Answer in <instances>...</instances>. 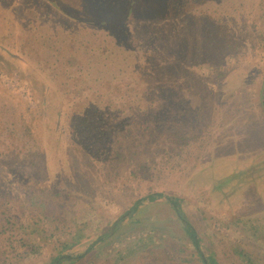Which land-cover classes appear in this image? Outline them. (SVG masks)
<instances>
[{"label":"rangeland","instance_id":"1","mask_svg":"<svg viewBox=\"0 0 264 264\" xmlns=\"http://www.w3.org/2000/svg\"><path fill=\"white\" fill-rule=\"evenodd\" d=\"M77 1L23 0L22 9L50 15L71 35L77 30L80 36L98 37L93 45L107 49L109 64L104 56L98 58L107 73L130 69L118 53L122 52L119 44L125 41L128 49L141 47L138 54L144 58V52L150 50L145 28L146 36L135 43L127 39L128 31L122 26L111 28L112 36L105 31L99 36L96 25L77 19L84 12ZM172 3L173 8L178 3L195 15L207 13L215 22L224 21L211 24L210 40L219 32L227 38L207 51L203 59L211 66L194 72L201 81L195 96L181 92L187 110L205 109L203 132L190 134L194 139L180 145L164 140L156 154L157 148L138 142L137 138L145 139L142 135L124 139L129 135L115 130L119 123L114 115L107 116L101 141L107 140L113 126L115 140L104 145L93 142L89 149L84 140L73 138H78L80 125L60 118L49 126V137V130L44 131L36 117L43 93L39 80L30 77L31 72L40 76L36 56L0 40V102L5 106L0 110V122L17 133L0 144V152L10 151L6 156L0 153V264H51L56 257L62 258L58 264H203L186 224L165 199L146 202L112 236L95 244L136 201L160 193L181 199L187 219L201 237V251L217 264H264V0ZM22 14L23 18L32 16ZM191 14L187 16L193 22ZM75 38L69 37L70 42ZM150 53V61L155 60ZM41 57V61L49 59L48 55ZM144 61L131 64L128 75L138 84L150 85L155 70L147 71L152 67L147 68ZM40 66L42 79L55 77L47 63ZM207 83L211 96L205 92ZM129 98L132 104L138 100L134 95ZM26 105L33 112L26 111ZM26 125L38 138L31 143L24 136ZM62 127L67 128V136L61 133ZM222 135H239L236 156L224 152L222 158L220 152H213ZM14 146L18 151L12 153ZM29 150L36 154L10 156ZM233 177L236 179L228 182Z\"/></svg>","mask_w":264,"mask_h":264},{"label":"trees","instance_id":"2","mask_svg":"<svg viewBox=\"0 0 264 264\" xmlns=\"http://www.w3.org/2000/svg\"><path fill=\"white\" fill-rule=\"evenodd\" d=\"M77 3L78 6L82 4L83 9L71 8L84 11L77 19L86 24L96 25L101 30L99 36L104 34V31L112 36L114 34L111 28L119 29L122 26L128 31L127 39L135 43L141 35L146 36L143 29L145 28L149 37V42H145L150 50L145 51V56L142 58L138 54L141 47L128 49L126 46L128 41L119 44V50L122 52L118 53L124 56L122 61H125L122 63L128 64L130 69L121 68L122 72L107 73L106 66L98 62V58L104 56L103 61H108L105 63L109 64V53L104 45L98 48L93 45V39L98 37L90 38L84 34L80 36L79 31L76 30L72 33L76 38L74 42H70L71 33L67 29H61V24L54 23L50 15L33 9L31 12L22 9L23 0H0V40L12 43L11 46L19 52L30 51L37 59L35 62L38 67L36 65L35 68L42 71L43 68L41 69L40 65L47 63L48 69L55 75L52 80L47 81L41 78L43 76L40 71L41 77L35 72L30 73V77L33 80L38 79L42 87L39 116L36 115V117H40L41 125L44 126L43 130L53 126L55 118L64 119L63 122H70L75 126L80 125L78 129L80 131H77L78 138H73L84 140L85 145L87 144L91 149L93 142L101 141L105 135L104 123L107 116L114 115L115 121L119 123L117 125L119 129L115 130L129 135L124 139L132 138V134L137 137L142 135L145 139L137 138L138 142L144 147L157 148L153 151L155 154L161 152L160 147L164 140L180 145L189 139H194L193 136L189 138L190 134L203 132L205 109L193 110L192 107H188L187 110V104L181 92L186 91L190 96L192 94L195 96L196 86L201 84V81H197L194 72L198 68L211 66L203 58L207 57V51L215 49L219 39L224 41L227 38L219 32L217 36L213 34L214 39L210 40L211 24L215 22L212 16L207 13L195 15L196 12L184 9V5H178V3L173 8L172 0H78ZM35 7L37 6H33ZM22 12L32 15L31 18H23ZM188 13L194 14L193 22L188 20ZM215 23L225 24L224 21ZM231 46L232 43L229 47ZM127 51L133 53H125ZM148 51L154 55L155 60L150 61ZM45 55L49 56L47 62L41 61V56ZM142 59L145 60L144 64L147 68L152 67L147 71L155 70V80L150 85H147V82L138 84L131 74L128 75L129 70H132L131 64L138 66L142 64ZM147 86L151 87L147 90ZM204 87L205 92H209L206 94L213 95L210 83L205 84ZM222 91L225 92L223 88ZM130 95L138 99L135 104L131 103ZM27 106L26 111L33 112ZM4 107L0 102V110ZM207 109L209 107H206ZM125 121L131 125L125 124ZM24 123L26 124L25 120ZM27 126L24 136L29 137L31 143L38 138H34L31 134L33 128ZM5 127L6 124L0 122V144L1 142L6 144V136L17 135L15 130H8ZM113 129L114 126L109 131L107 140L101 141L103 145L111 138L115 140L112 135ZM48 130L50 137L51 129ZM66 132L67 128L62 127L61 133L67 136ZM54 133L59 135L57 131ZM222 137L217 139L213 152H220L222 158L226 156L224 152L230 153L227 156H236L240 148L239 135L230 137L222 135ZM247 137V134L243 135L244 139ZM147 139L151 141L147 142ZM15 151H18L17 146H14L12 153ZM6 152L0 153L9 155ZM30 152L33 153L32 156L36 154L35 151L29 150L22 154H10V156L24 157ZM92 162L91 159L90 163ZM30 165L34 166V163ZM235 179L236 177H233L228 182L231 183ZM162 199L173 207L178 218L186 224L188 237L198 251L203 264H217L214 257H208L201 251V237L187 219L181 207V199L165 193L148 195L136 201L132 208L119 217L110 230L95 244L112 236L125 220L146 202ZM95 244L89 251L95 247ZM85 255H79L76 258H83ZM68 258L73 259L75 256L68 255ZM61 259L56 257L51 264H58Z\"/></svg>","mask_w":264,"mask_h":264}]
</instances>
